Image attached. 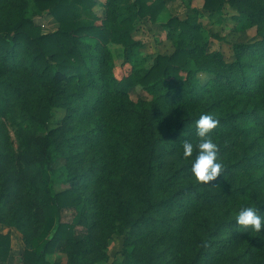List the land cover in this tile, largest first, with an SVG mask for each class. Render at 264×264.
<instances>
[{"label":"trees","instance_id":"1","mask_svg":"<svg viewBox=\"0 0 264 264\" xmlns=\"http://www.w3.org/2000/svg\"><path fill=\"white\" fill-rule=\"evenodd\" d=\"M168 1L130 0L124 18L98 24L96 0H35L40 12L59 22L58 31L42 33L33 17L22 14L0 25V60L10 69L9 78L0 77L3 100L11 104L26 96L21 84L32 69L49 96L38 115L24 105L21 124L46 126L51 109L59 107L68 112L66 124L74 125L72 136L66 128L43 136L25 133L16 154L0 153V159L15 160L18 173L32 172L26 189L42 197L35 202V221L56 220L53 229L27 234L20 264H88L103 255L90 247L113 233L134 247L132 264H264V234L236 223L243 206H255L264 216V1L248 10L243 5L252 0H204L205 13L216 15L229 4L238 10L242 30L256 28L254 40L233 44L232 61L221 50L209 52L211 37L200 22L175 16L164 24L179 32L175 51L158 55L145 75L118 79L107 45H137L135 21L149 17L156 23ZM89 41L96 51L85 52L93 46ZM139 86L153 101L130 99ZM201 114L219 120L211 135L223 169L208 183L191 172L196 152L183 157V142L199 140ZM65 144L71 151L83 145L77 155L88 165L80 179L89 176L102 185L109 201L93 209L92 199L77 190H55L52 165ZM11 179L2 180L1 201ZM71 209L80 211L77 222H63ZM77 225H90L88 238H77ZM63 241L71 247L68 262L51 263ZM10 251L11 236L0 234V262Z\"/></svg>","mask_w":264,"mask_h":264},{"label":"rangeland","instance_id":"2","mask_svg":"<svg viewBox=\"0 0 264 264\" xmlns=\"http://www.w3.org/2000/svg\"><path fill=\"white\" fill-rule=\"evenodd\" d=\"M130 0H96L94 12L101 18L98 24L108 17L116 18L117 21L126 16L125 9ZM154 0H148L152 2ZM264 0H252L243 5L248 10L257 8ZM112 3V5H111ZM204 0H171L168 1L163 11L160 13L156 23H153L149 17L137 19L134 29L131 33L133 40L137 43L134 47L127 48L122 44L110 42L107 50L110 53L112 72L118 78L128 76L131 72L145 75L154 64L155 58L160 55H171L177 43L179 42V32L170 31L164 24L172 17L180 16L182 19L192 18L203 25L204 34L211 37L209 52L221 50L228 61L234 58L233 44L248 43L256 38V28L242 30V27L236 20L239 16L238 10L229 4L219 9L216 15H209L203 11ZM118 12L116 14L115 8ZM111 8V9H110ZM121 8V9H120ZM120 10V12H119ZM112 13V14H110ZM20 14L34 18V22L40 27L42 33H52L60 29L59 22L48 13H42L36 6L35 0H0V25L13 24L17 21ZM110 14V15H109ZM116 14V16H115ZM114 26V25H113ZM218 36L219 39L212 38ZM91 50L85 49V52L96 51L94 41ZM8 67H4L0 60V77L9 78ZM34 71L31 69L23 77L22 87L28 89V92L20 102L7 104L0 95V153L16 154L25 133L45 135L51 130L66 128L70 131L74 125H67L65 119L68 112L64 108L54 107L51 109L50 120L46 126L37 124L23 123L19 117L24 113V105L32 113L38 115L40 106L44 104L49 96L45 87L36 81ZM204 82L208 80L207 76H201ZM130 99L134 102L138 100L153 101L155 96L143 87L131 89ZM72 136V131L69 136ZM83 145L77 146L75 151L66 144L60 147V155H55V161L52 170L55 172L56 186L55 190L61 192L67 189H74L79 192L85 200L92 199L88 204L97 208L101 203L110 199L105 193L102 185L97 186L91 177L80 179L81 171L88 165V160L79 163L80 156L77 152ZM90 156H88V159ZM85 159V158H84ZM32 175L30 170L18 173L16 162L11 157H2L0 159V185L5 176L12 179L7 184V196L0 200V234H9L11 236V251L8 259L0 264H20V258L23 252L29 248L26 236L36 231L41 232L45 227H54L56 220L46 218L37 222L34 219L35 202L41 200V193L29 194L26 189L27 180ZM79 209L67 210L63 214V222L74 223L79 218ZM41 218V217H39ZM19 222V227L15 226ZM90 226V225H89ZM77 225L75 235L78 239L88 238V227ZM185 231L179 234L183 235ZM91 250L100 251L103 254L100 258L90 257L88 264H132L133 246L127 247L126 236L113 233L104 236L98 245L90 247ZM70 245L66 242H60L54 254L49 256L51 263L69 260ZM88 262V261H86Z\"/></svg>","mask_w":264,"mask_h":264},{"label":"clouds","instance_id":"3","mask_svg":"<svg viewBox=\"0 0 264 264\" xmlns=\"http://www.w3.org/2000/svg\"><path fill=\"white\" fill-rule=\"evenodd\" d=\"M219 125V120L212 114H201L196 121V136L198 142L190 140L183 142V157L190 158L196 152L191 172L196 180L208 183L215 180L223 169L219 159L218 145L212 138V131ZM236 223L244 229H251L264 234V216L259 214L255 206H243L236 215Z\"/></svg>","mask_w":264,"mask_h":264}]
</instances>
